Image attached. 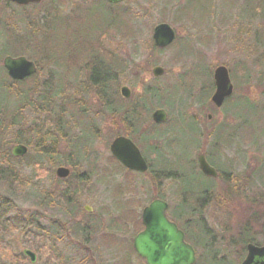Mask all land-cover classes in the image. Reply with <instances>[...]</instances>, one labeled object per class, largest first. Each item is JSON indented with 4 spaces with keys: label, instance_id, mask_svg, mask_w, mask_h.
Instances as JSON below:
<instances>
[{
    "label": "rangeland",
    "instance_id": "obj_1",
    "mask_svg": "<svg viewBox=\"0 0 264 264\" xmlns=\"http://www.w3.org/2000/svg\"><path fill=\"white\" fill-rule=\"evenodd\" d=\"M185 1L126 0L117 5L131 10L130 24L131 26L133 24L136 30L135 39L126 38L118 27L111 28L110 31L107 30L101 36V41L105 47L121 56H128L131 61V76L140 73L143 75L142 77H145V80L159 78L161 86L170 85L167 101L169 111L162 107L167 110L168 119L170 112L173 114L171 123L164 127L168 129L165 139L157 151L152 148L140 147V149L145 156L151 158L157 167L163 166L166 159L171 160L172 164L169 163V166L178 176L177 181L173 182L172 179L163 177L162 183L155 185L146 173L132 171L124 166L122 168L119 161L112 162L113 154L110 151V143L115 137V132H119L122 125L118 121L116 123L111 122L110 118L105 117L101 112L97 113L95 109L98 108V98L94 94L91 95L92 92L89 93L90 97L88 98V95L74 92L72 87L68 88L71 97L76 98L81 105L92 109L88 110L89 113H87L89 119H93L92 116H95L94 129L97 135L92 147L96 155L95 170L92 176H88L89 182L82 184L81 190L75 194L77 202L73 208H69L67 203H64L65 198L59 199V190L54 193L55 198H52L55 205L45 208L38 206L36 188L28 183V185H24L18 182L9 191L6 186H0L1 194L10 200L8 201L9 214L7 217L14 219L18 215L22 218V223H16L12 220L14 229L10 238L14 251L19 253L25 248H29L37 254L35 263L27 257L25 261L19 259L21 262L18 264H124L128 259L133 264H146L143 258L133 253L126 241L129 239L133 243L136 234L131 222L128 224H123V221H121L122 223L118 222L117 217L121 212L120 208L130 204L136 215L141 217L142 210L150 203L149 198L160 194L169 203L168 214H170L171 209L175 208L180 201V196L191 197L193 194L198 196L197 194L214 183L209 179L213 177L208 178L201 172L200 167L196 168L190 162L197 160L200 153L207 155L211 151L214 142L213 138L207 135L214 130L213 120L217 124L221 119L227 117L225 114L227 111L217 108L211 100L206 105H201L202 102H198L190 106L188 113L200 121L203 131L201 137L195 136V121L185 119L183 116L180 117L176 113L180 96V91H176V85H179L178 80L181 75L197 64L200 65L201 70L210 73L212 78L214 68L224 64L230 70L234 84L233 95L235 97L248 96L251 101L262 103L264 100V78L261 77L260 67L255 64V61L264 48H256L253 30L258 27L262 28L263 22L260 17L255 18L254 16L252 20L244 18L247 0H238L234 6L230 5L236 0H190L186 2L187 11L189 14L194 13L195 17L180 19L176 16V7ZM248 1L252 5L257 0ZM55 2L57 10L62 14L74 12L77 4L87 3L90 5V8H87L89 13L84 8H80L76 14L80 17L79 20L69 19L66 24L57 29L58 35L60 33L61 36L53 38L54 40L59 38L54 43L57 46V49L53 51L54 54L59 57L64 55V58L67 57L68 59L73 56L78 57L79 54L87 51L86 48L90 45L80 40L76 42L72 51H67L65 46L69 43L71 32L75 30L80 37H91L92 43L95 41L94 36H96L95 32L98 29H91L92 25L88 24L89 19L97 16L96 20H99V12L107 13L109 10L95 0H57ZM49 4L50 1L45 0L38 8H21V6L11 4L7 0H0V24H12L14 29L12 35L18 37L19 33L28 32L22 23L23 19L28 20V18L37 16L38 12L45 9ZM210 4H212L211 7H209ZM208 7L210 15L205 11ZM249 11L251 12V10ZM163 21L170 23L175 28L180 42L158 52L152 49V33L154 26ZM240 27H248L251 29V34L245 28L247 31H243L241 39L238 37ZM184 41H187L189 50H192L185 57L182 52ZM3 46L18 52L22 49L23 43L19 44L18 41L13 44L4 42ZM152 61L156 62L150 65ZM155 65H162L167 72L160 77L153 76L152 69ZM50 66L46 60L43 62L44 69L40 75L43 79L48 80L50 75L47 72ZM63 66L70 67L73 65H69L66 61ZM84 74L86 73L84 72ZM81 78L85 81L86 75L81 76ZM199 78L191 88V94L194 96L199 95L201 91L200 84L203 80L201 77ZM70 82H74V78ZM125 84L132 90V95L128 98L130 99L135 90L130 84ZM137 90H141L140 85ZM4 98L5 93L3 91L0 94V99ZM80 100H83V104ZM262 105L264 106V102ZM181 108L183 107L181 106ZM256 111L258 115L255 111L247 115L243 128L254 131L258 144H252L253 139L244 138L239 141L240 145L223 147L221 149L222 152L224 151L222 160H226L230 165L218 159V154L212 157V161L221 164L225 169L231 166L233 176L238 177L237 186L235 183L217 181L218 183H215V188H213L218 191L217 194L214 193V197L209 196L210 199L206 202L203 213L200 214L205 220L209 236L213 239V246L203 245L196 240L198 238L201 242L208 243V237L201 224L194 222V226H192V219L187 222L185 219L179 221L183 227L188 229L187 234L189 236L197 237L193 239L197 242L195 244L199 257L196 264H240L247 253L248 243L254 242L253 244L264 245V213L261 212L260 208L264 202V186L261 183L264 179V139L262 140V136H259L258 127L262 124L260 115L262 112L264 113V108L257 107ZM209 115L211 118L208 117ZM67 118L70 119L69 123L73 124L71 117L67 116ZM152 122L158 125L165 123H156L153 119ZM144 130L145 128H142L135 134V137L139 138L137 140H141ZM61 142L60 153L64 162L54 167V177L64 180L74 174L87 176L93 164L85 161L81 165L75 164L73 166L72 162L66 161L68 156L65 154L67 148L70 149L71 146L68 141V145L65 140ZM261 144L263 145L261 146ZM60 166L71 168L68 177L61 178L56 174V169ZM48 169H50V165L46 163L45 170L41 172L42 177L46 176L45 186L48 187L49 184H53L55 187L68 186V182L61 184L51 175L49 177ZM127 170L135 173V175L128 174ZM252 174H256L254 180ZM39 175L35 172V175L30 176L31 180L37 181ZM119 184L121 191L117 189ZM57 203L63 205L58 207ZM182 205L184 206L181 209L187 210L188 206L183 203ZM68 210L71 211V215H74L72 216L73 219H70L71 215L66 212ZM123 210L122 213H124ZM33 216L36 217L35 220L32 219ZM93 218H98L97 225L89 227L88 232L84 233L83 231L82 233L72 229L73 225H85ZM53 224L57 226L55 229H53ZM244 232H250L254 239L245 241V244L241 243L239 237ZM110 234L119 239L117 244H107L110 242L106 237ZM216 250L218 254H216ZM14 258L18 259L17 256ZM2 259L0 254V261Z\"/></svg>",
    "mask_w": 264,
    "mask_h": 264
},
{
    "label": "trees",
    "instance_id": "obj_2",
    "mask_svg": "<svg viewBox=\"0 0 264 264\" xmlns=\"http://www.w3.org/2000/svg\"><path fill=\"white\" fill-rule=\"evenodd\" d=\"M46 1H50V4L45 9L38 12L37 16L28 18V20L23 19L22 23L26 30H28L26 33H19L18 37H14L12 35L14 32L12 24H0V83H2L0 86V94H2L3 91L5 93V98L2 100L0 99V186H6L9 191L12 189L13 185L18 182L24 185L28 183L33 188H36L38 206L45 208L55 205L52 198H55L54 193L59 190V199L65 198L64 203H67L69 208H73L77 202L75 194L81 190L80 187L82 184H87L89 182L88 176H92L95 170L94 163H96V155L92 147L97 134L94 129L95 116L93 115V119H89L87 114L89 113L88 110L92 109L81 105L76 98L71 97L68 88L72 87L74 92L88 95V98L90 97L89 93L92 92L91 95L94 94L98 98V108L95 109L97 113L101 112L105 117L107 116V118H110L111 122L116 123L118 121L122 125L119 128L121 130L115 132V137L118 135H126L131 137L141 148H152L157 151L165 139V134L168 132V129L164 127H167V125L171 123L173 114L170 112L168 121L162 125H158L152 122V112L158 107H165L168 110L167 101L169 99L168 89L170 85L165 86L166 84H164L161 86L159 78L145 80V77H142L143 75L140 73L131 76V61L128 56H121L103 45L101 41L102 34L115 27H118L119 31L122 32L126 38L131 37L135 39L136 30L133 24L132 26L130 24V9L121 8V6L117 4H109L104 0H95L97 3L103 4L109 11L107 13L100 11V15H98L99 20H96L97 16L91 17L90 19L88 17V24L92 25L91 29H98V31L95 32V41L92 43L91 37H80L75 30L71 32L69 43L65 46L67 51H72L76 42L80 40L81 42L88 43L90 46L92 44V47L89 46L86 48L87 51L83 54H79L78 57L73 56L68 59L67 57L64 58V55L59 57L53 53V51L57 49L54 43L59 39L54 40L53 38L61 36L60 33L58 35L57 29L60 28L61 25L66 24L69 19L79 20L80 17L76 14L80 8H84L87 11L90 5H87V3L77 4L74 12L62 14L57 10V4L55 2L57 0ZM188 1L190 0H186L176 7V16L178 18L195 17L194 13L189 14L187 11L186 2ZM237 2L238 0L232 2L230 6H234ZM41 4H30L28 6H22L21 8H38ZM211 5L212 4H210L209 7H211ZM246 5L247 6L244 8V18L252 20L254 16L255 18L260 17L263 22L262 28H255L253 34L256 48H264V0H257L252 5L250 1L247 0ZM209 7L205 10L208 15H210ZM249 10H251V12ZM245 28H247L248 33H250L251 29L248 27ZM245 28L240 27L238 30V37H241V39L243 31H247ZM16 41H18L19 44L23 43L22 49L18 52H15L12 48L6 49V47L3 46L4 42L13 44ZM178 42H180V39L177 37L176 41L171 46L176 45ZM184 42L185 43L182 45V52L185 57V55H188V52L192 50H189V44L186 43L187 41ZM152 49L158 52L164 50L156 47L154 42ZM29 50L31 51L29 52ZM13 53L15 55H28L30 59L36 61L38 65L37 73L24 80L12 79L2 62L4 56L7 54L14 55ZM45 60L51 65L47 72V74L50 75L48 80L40 76L44 69L43 62ZM66 61L69 65L73 66L64 67L63 65ZM155 62L156 61H152L150 65H153ZM255 64L260 67L261 77L264 78V50H262L261 54L257 57ZM84 72L86 74H84ZM234 74L233 72V75ZM85 75L86 79L84 81L81 76ZM199 77L203 80L202 84H200L201 91L199 95L194 96V94H191V88L196 84V81L200 79ZM73 78L75 83L70 82ZM178 82L179 85H176V91H180L178 100L179 105L183 108L178 105L176 113L179 114L180 117L183 116L185 119L194 120L196 123L194 130L195 136L198 135L201 137L203 131L201 130L200 121L190 115L188 110L190 106L195 105V103L202 102L201 105H206L207 102H210L211 94L214 90L213 78L210 73L204 72L203 69L201 70L200 65L197 64L194 68L183 73ZM125 83L130 84L136 92L133 93L130 99H125L121 95L120 88L122 84ZM139 85L141 86L140 91L137 90ZM4 100L5 102L3 103ZM80 102L83 104V100H80ZM263 102H253L248 96L235 97V95H233L227 99V102L222 107L223 110L227 111L225 112L227 117L221 119L217 124L216 121L213 120L214 130L211 134L207 135L212 137L214 142L211 151L207 153V158L219 172L218 177H208L214 183L207 187L206 190H203V192L197 194L198 196H194V194L191 197L180 196V201L175 208H172L170 211L169 216L178 224H180L179 221L181 219H185L186 222L192 219V226H194L193 224L195 222L204 227V231L208 237V243L201 242L196 236L193 237V239L197 238L196 240L203 245L213 246V239L209 236L205 220L200 214L203 213V208L206 207V202L210 199L209 196L212 195L214 197V193L216 195L218 192L213 189L215 188V183L217 184V181H225L229 184L235 183L236 186L238 184V177L233 176L231 166L225 169L221 164L212 161V157L218 154V159L226 163V160H222L224 151L222 152L221 149L223 147L227 145L233 147L235 144L240 145L239 141L244 138H248V140L253 139L251 143L258 144V139L255 137L254 131L243 128V125L246 123L247 115L250 112H257V107L264 108L262 105ZM214 112L216 113L217 111ZM67 116L71 117L73 124L69 123L70 119H68ZM260 119L262 124L258 126L259 136H262L263 140V112L260 115ZM142 128H145V132L141 140H137L139 138H136L135 134ZM64 140L66 143L68 141L71 146L70 149L67 148V152L65 153L68 156V160L66 159V161L72 162L73 166L75 164L81 165V163L85 161L93 164L87 176L74 174L70 178L64 180L54 177V167L64 162L61 159L60 153L61 141ZM235 141L236 143H234ZM20 143L28 146L29 150L25 156L16 157L12 154V147ZM262 145L263 144H261V146ZM146 158L149 161V170L146 174L151 177V181L155 185L162 183L163 177L172 179L173 182L177 181L178 176H176L172 171L173 169L169 166V163L170 165L172 164L170 162L171 160L165 158L166 161H164V165L157 167L150 157L146 155ZM111 160L114 163L118 161L114 156L111 157ZM46 163L50 165V169H48L49 177L51 175L52 178L61 184L62 182H68V186L62 185L61 187H55L53 184H49L47 187L44 185L46 176L42 177L41 172L45 170ZM190 163L196 168L199 167L196 159ZM120 166L123 168V165ZM35 172L40 175L38 180L34 182L31 180L30 176L35 175ZM127 173L135 175V173L130 170H127ZM252 177L254 180L256 174H252ZM261 183H263L264 186V179H262ZM117 189L120 191L122 190L120 184ZM206 195L208 196L204 198ZM156 198L164 199L162 195L157 194L150 197L149 200L152 201ZM8 201L10 200L0 192V254L3 258L0 264H13L14 261L15 264H18L21 262L19 259L25 261L27 257L23 251L19 253L14 251L10 237L14 229L12 220L16 223H22V218L18 215L14 219H12L13 217H7L9 214ZM182 203L188 206L187 210L181 209L184 206ZM62 205L57 203L58 207ZM260 208L262 210L261 212L264 213V202L260 205ZM122 210L124 213H122ZM120 211L117 217L119 223H122L121 221H123V224L131 222L134 226L135 234L144 228L140 215H136V212L132 209L130 204L121 207ZM66 212L71 215V211L68 210ZM72 216L74 215H71L70 219H73ZM32 219L35 220L36 217L33 216ZM97 221L98 218H93L86 222L87 224H81V226L73 222L75 225L72 226V229L76 231L79 230V232L82 233L84 231V233H86L90 230L88 229L89 227L97 225ZM55 227H57L56 224H53V229H55ZM251 236L252 234L250 232H244L239 237V240L241 243L243 242V244H245V241L254 239ZM189 237L192 238L191 236ZM106 238L108 242H110L107 244L113 245L119 242V239L111 236V234L107 235ZM126 241L129 243L133 253L137 254L133 247V243L130 242L129 239H126ZM193 242L197 243L194 240ZM216 254H218L217 250ZM15 256H17L18 259L14 258ZM124 264L133 263L128 259Z\"/></svg>",
    "mask_w": 264,
    "mask_h": 264
},
{
    "label": "water",
    "instance_id": "obj_3",
    "mask_svg": "<svg viewBox=\"0 0 264 264\" xmlns=\"http://www.w3.org/2000/svg\"><path fill=\"white\" fill-rule=\"evenodd\" d=\"M20 5L32 2L38 3L43 0H11ZM110 3H122L125 0H106ZM176 38L175 29L167 22L157 24L153 29V39L159 48L171 45ZM3 64L9 75L15 80H23L37 72V64L26 56H11L4 58ZM165 73L164 67L157 65L153 68L156 77ZM215 91L212 101L217 107H222L227 98L234 92L229 69L226 65H219L214 73ZM121 94L125 98L132 95L130 87H121ZM153 120L157 123L165 122L168 114L165 109L159 108L153 112ZM211 118V115H209ZM111 153L128 169L141 173L147 172L148 161L137 144L129 137L117 136L110 144ZM28 146L16 144L12 148V154L16 157L25 156ZM202 172L211 177H217L218 171L208 162L204 153L198 157ZM57 175L66 178L70 175L69 167L60 166L56 170ZM168 203L162 199H155L142 211L144 230L138 233L134 239V247L137 253L146 259L147 264H194L195 251L185 241L184 232L167 215ZM24 253L35 263L37 255L30 249ZM242 264H264V245L248 244V255Z\"/></svg>",
    "mask_w": 264,
    "mask_h": 264
},
{
    "label": "flooded vegetation",
    "instance_id": "obj_4",
    "mask_svg": "<svg viewBox=\"0 0 264 264\" xmlns=\"http://www.w3.org/2000/svg\"><path fill=\"white\" fill-rule=\"evenodd\" d=\"M9 3H11V4H15L14 2H12L11 0H7ZM111 4V3H110ZM112 4H114V3H112ZM17 5V4H16ZM17 6H19V5H17ZM183 229V231H184V233H185V239H186V241L195 249V251H196V263H197V261H198V253H197V246H196V244L192 241L193 240V238H192V240L190 239V237H189V234H187L188 233V229L187 228H185V227H183L182 228ZM247 254V253H246ZM246 256V255H245Z\"/></svg>",
    "mask_w": 264,
    "mask_h": 264
}]
</instances>
